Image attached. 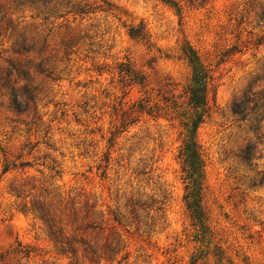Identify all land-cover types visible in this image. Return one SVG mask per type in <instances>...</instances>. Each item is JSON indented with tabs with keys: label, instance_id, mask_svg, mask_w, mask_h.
Listing matches in <instances>:
<instances>
[{
	"label": "rangeland",
	"instance_id": "1",
	"mask_svg": "<svg viewBox=\"0 0 264 264\" xmlns=\"http://www.w3.org/2000/svg\"><path fill=\"white\" fill-rule=\"evenodd\" d=\"M11 1L0 3L16 31L42 29L29 7L15 11ZM85 2L89 13L69 14L44 33V58L55 69L52 76L47 72L50 78L32 80L40 84L35 112L16 115L0 79V264H88L62 254L43 225L20 211L44 196L42 188L64 199L70 192L77 208L93 205L99 222L133 201L162 203L161 216L141 213L138 230L117 227L125 251L99 264H117L125 252L120 264H264V0H206L185 7L181 16L158 0ZM141 25L144 39L131 37L129 29ZM13 40L9 28L1 37L0 74L7 67L3 59L16 58ZM184 43L212 76L209 116L197 129L206 158L204 228L192 225L183 201L177 123L143 116L112 147L108 143L118 115L144 91L128 87L122 100L117 66L129 62L144 73L152 95H180L190 76L181 57ZM26 60L37 63L34 53ZM106 152L102 177L97 167ZM5 162L30 166L3 173Z\"/></svg>",
	"mask_w": 264,
	"mask_h": 264
},
{
	"label": "trees",
	"instance_id": "2",
	"mask_svg": "<svg viewBox=\"0 0 264 264\" xmlns=\"http://www.w3.org/2000/svg\"><path fill=\"white\" fill-rule=\"evenodd\" d=\"M158 1L173 9L179 16L182 15L185 7L202 6L206 2V0ZM103 2L109 6L106 1ZM11 3L15 11L29 7L32 10L30 18L40 20L39 26L42 28L34 33L27 31L25 26L20 31H16L11 19L6 18V12L0 3V43L3 34L12 28L14 39L12 48L13 54L16 55L14 61L8 58L3 59L7 67L0 74V79L2 86L8 92L9 108L16 115H22L36 111V96L39 93L40 84L39 82H32V80L34 81V78L39 79L43 75L50 78L49 74L52 76L54 73L51 70L55 68L50 66V60L44 58L47 38L44 33H49L58 19L69 14L82 15L90 11H88L89 8L85 0H12ZM261 17L264 18V6ZM129 35L138 39H144L146 36L142 25L137 29L130 28ZM67 49L66 45L65 56ZM29 53L36 55L37 63L33 64L31 60H26ZM21 57H25V59L21 60ZM181 57L190 70V76L180 95L159 91L156 95H152L146 89L147 76L144 73L135 70L129 62L117 66L118 83L123 90L122 100L127 94L124 93V90L128 87H138L144 91L142 96L129 106L128 110H120L119 119L118 117L115 119H118L119 123L117 121L118 124H115L113 130L109 131L108 143L112 147L115 137L122 133L128 125L138 122L143 116L153 120L177 123L181 128V145L178 149L177 159L180 162L181 180L185 185L183 201L189 218L193 222L192 225L204 228L207 222L205 208L202 204L206 158L197 140V129L209 116V92L212 76L209 67L189 44L184 43L182 45ZM101 70L102 68H98V72ZM47 72L48 75H46ZM32 73L33 78L31 77ZM31 123L25 125L28 126ZM101 161L104 162V165H99L97 169L102 170L101 176L105 177L110 154L106 152ZM17 166L24 168L30 166V163L22 162L16 165L5 162L3 173ZM51 170L54 171L55 176L59 174V171L54 170V168ZM12 191L17 198L22 195L20 190ZM41 191L44 196L38 194L35 200L25 202L20 211L26 214L30 213L33 219L38 220L43 225L49 238L62 254H69L72 258L79 255L88 264L115 261L121 252L125 251L126 246L122 236L116 231L117 227L125 228L133 225L138 230L141 224V213H146V217H148L145 209L153 211L157 216L159 214L161 216L163 213L160 202L152 200L149 206H145V204L133 201L126 204L124 212L119 210L109 212V218L105 221L106 227H102L105 222L103 220L99 222L98 214L94 211L93 205L83 204L77 208L75 197H70V192L64 199L61 194L55 193L53 190L49 192L46 188H42ZM46 198H50V201H46ZM106 230L110 231L108 236L104 235ZM14 253L23 255V257L29 256V252L25 250H17ZM127 258L128 253L125 252L121 259L116 262L120 264Z\"/></svg>",
	"mask_w": 264,
	"mask_h": 264
}]
</instances>
